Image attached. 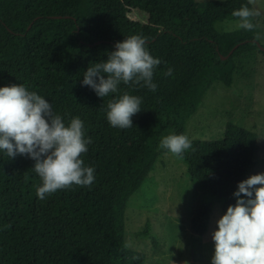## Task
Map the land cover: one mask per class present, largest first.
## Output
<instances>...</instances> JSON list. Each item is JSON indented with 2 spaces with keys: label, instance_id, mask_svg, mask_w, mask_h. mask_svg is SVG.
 I'll return each mask as SVG.
<instances>
[{
  "label": "trees",
  "instance_id": "trees-1",
  "mask_svg": "<svg viewBox=\"0 0 264 264\" xmlns=\"http://www.w3.org/2000/svg\"><path fill=\"white\" fill-rule=\"evenodd\" d=\"M243 5L254 7L248 0H0V87L24 85L66 124L79 117L85 138L92 139L81 158L95 168L90 186L73 185L41 200L35 161L0 151V264L144 263L145 253L125 239L127 204L168 152L159 147L162 138L186 134L212 82L232 86L236 58L255 49L264 53V43L254 38L260 31L254 18L253 31L217 27L237 19L232 13ZM136 34L162 61L155 92L121 83L117 93L101 98L82 85L89 66L106 61L117 42ZM124 92L142 98L141 111L131 128H113L107 105ZM191 141L180 159L198 189L222 202L223 215L257 164L258 134L230 121L223 137ZM212 209L213 200L196 207L194 233L207 232ZM149 231L147 225L141 234ZM152 240L157 249L158 238Z\"/></svg>",
  "mask_w": 264,
  "mask_h": 264
},
{
  "label": "clouds",
  "instance_id": "clouds-1",
  "mask_svg": "<svg viewBox=\"0 0 264 264\" xmlns=\"http://www.w3.org/2000/svg\"><path fill=\"white\" fill-rule=\"evenodd\" d=\"M255 3L248 0V4ZM232 15L237 18L238 29L253 31L257 25L252 18L261 12L243 5ZM254 38L262 39L259 33ZM161 63L150 54L146 37L131 35L115 44L106 61L88 67L82 85L90 86L101 98L117 93L121 83L142 85L155 92L154 72ZM172 72L169 68L166 75ZM141 103V97L128 92L109 101L110 125L131 128ZM91 143V137L85 138L84 123L79 117L66 124L47 99L24 85L0 87V151L9 158L26 155L35 161L33 169L42 181L36 189L39 199L73 185L85 187L94 182L95 168L86 166L81 158ZM159 147L183 159L192 141L187 134H170L162 138ZM234 196L235 205H230L218 219L212 235L215 251L211 264H264V173L239 182Z\"/></svg>",
  "mask_w": 264,
  "mask_h": 264
},
{
  "label": "rangeland",
  "instance_id": "rangeland-1",
  "mask_svg": "<svg viewBox=\"0 0 264 264\" xmlns=\"http://www.w3.org/2000/svg\"><path fill=\"white\" fill-rule=\"evenodd\" d=\"M206 2L210 0H197ZM260 16L253 17L260 26L264 43V0H256ZM133 17H137L135 12ZM142 21H145L141 17ZM237 19L218 22L221 31L238 29ZM238 69L232 86L214 80L197 111L187 123L189 139L223 137L232 121L258 134L257 164L245 178L264 173V53L253 50L236 58ZM213 200L209 229L196 234L191 217L198 205ZM222 217V202L198 189L190 178L187 164L172 153H161L145 183L134 193L126 210L125 239L129 247L146 255L143 264H211L215 244L212 235ZM149 225V235L141 232ZM152 236L159 246L153 245Z\"/></svg>",
  "mask_w": 264,
  "mask_h": 264
},
{
  "label": "water",
  "instance_id": "water-1",
  "mask_svg": "<svg viewBox=\"0 0 264 264\" xmlns=\"http://www.w3.org/2000/svg\"><path fill=\"white\" fill-rule=\"evenodd\" d=\"M58 16H60V15H58ZM30 26H31V25H30ZM238 45H239V44H238ZM238 45H236V46L232 49V51H231L230 53H232L233 50H234ZM259 45L264 49V46H262L261 43H260ZM225 57H226V56H225Z\"/></svg>",
  "mask_w": 264,
  "mask_h": 264
}]
</instances>
